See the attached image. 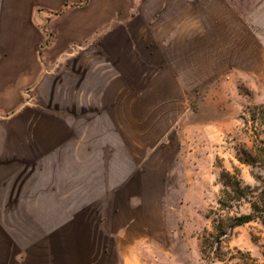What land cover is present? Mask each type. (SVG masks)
I'll return each instance as SVG.
<instances>
[{
    "label": "rangeland",
    "instance_id": "obj_1",
    "mask_svg": "<svg viewBox=\"0 0 264 264\" xmlns=\"http://www.w3.org/2000/svg\"><path fill=\"white\" fill-rule=\"evenodd\" d=\"M138 27L88 41L87 56L49 65L28 89V127L59 135L34 134L22 166L6 169L0 254L38 245L45 264H264L260 221L228 230L219 250L213 226L251 211L222 210L223 170L239 167L252 187V172L264 176L237 157L253 144L241 115L264 104L259 44L245 48L227 8L189 51L166 44L159 23ZM44 33L43 47L55 36Z\"/></svg>",
    "mask_w": 264,
    "mask_h": 264
},
{
    "label": "crops",
    "instance_id": "obj_2",
    "mask_svg": "<svg viewBox=\"0 0 264 264\" xmlns=\"http://www.w3.org/2000/svg\"><path fill=\"white\" fill-rule=\"evenodd\" d=\"M226 1L86 0L80 5L74 0H0V206L7 197L6 169L22 166L30 137L42 135L51 142L59 135L54 128L41 134L28 127L35 114L28 89L46 79L50 66L60 67L79 52L87 56L88 41L116 28L127 31L159 23L166 44L179 40L189 51L205 37L209 25L220 23L221 8H227L229 23L236 25L239 18L244 24L245 48L259 44L264 65V0ZM45 26L55 36L43 47ZM0 233L1 247L6 243L3 228ZM34 249L23 258L0 254V264H45L38 245Z\"/></svg>",
    "mask_w": 264,
    "mask_h": 264
},
{
    "label": "trees",
    "instance_id": "obj_3",
    "mask_svg": "<svg viewBox=\"0 0 264 264\" xmlns=\"http://www.w3.org/2000/svg\"><path fill=\"white\" fill-rule=\"evenodd\" d=\"M250 112V116L247 114ZM245 124L246 131L250 133L253 144L252 148H237V157L242 164H248L253 168L264 170V104L241 115ZM252 175L259 182V186L252 187L245 184L241 178V170L234 167V171L223 170L220 180L223 189L220 194L219 204L222 210L240 207L242 201L249 203L250 212L237 213L230 217L229 223L225 226L224 221L219 219L214 221V229L217 246L219 250L223 236L228 230L245 225L252 221H260L264 225V176L252 172ZM209 256V254H206Z\"/></svg>",
    "mask_w": 264,
    "mask_h": 264
}]
</instances>
